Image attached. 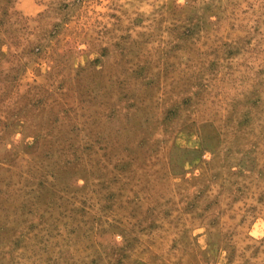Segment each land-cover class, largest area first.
<instances>
[{
  "label": "rangeland",
  "instance_id": "374dc122",
  "mask_svg": "<svg viewBox=\"0 0 264 264\" xmlns=\"http://www.w3.org/2000/svg\"><path fill=\"white\" fill-rule=\"evenodd\" d=\"M0 264H264V0H0Z\"/></svg>",
  "mask_w": 264,
  "mask_h": 264
}]
</instances>
